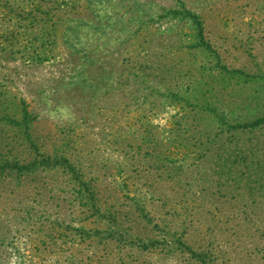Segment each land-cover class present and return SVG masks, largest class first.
I'll use <instances>...</instances> for the list:
<instances>
[{"label":"rangeland","instance_id":"rangeland-1","mask_svg":"<svg viewBox=\"0 0 264 264\" xmlns=\"http://www.w3.org/2000/svg\"><path fill=\"white\" fill-rule=\"evenodd\" d=\"M0 264H264V0H0Z\"/></svg>","mask_w":264,"mask_h":264}]
</instances>
